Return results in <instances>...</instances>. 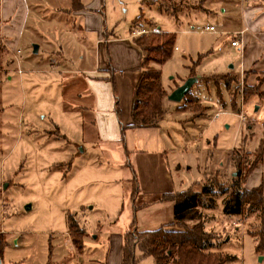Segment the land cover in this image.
Returning <instances> with one entry per match:
<instances>
[{
	"label": "rangeland",
	"instance_id": "374dc122",
	"mask_svg": "<svg viewBox=\"0 0 264 264\" xmlns=\"http://www.w3.org/2000/svg\"><path fill=\"white\" fill-rule=\"evenodd\" d=\"M140 1L133 0L126 23L136 19L140 8L144 20L139 24L148 29L147 36L172 33L175 39L170 59L153 65L166 91L159 126L127 129L124 145L117 141L121 134L114 141L104 140L105 134L98 138L86 116L83 124L68 107L71 84L77 81L61 74L62 66L74 71L90 67L93 44L92 36H80L75 19L65 12L71 0H27L30 11L24 20L0 19V240L5 243L0 264H115L116 249L121 254L131 224L145 230L147 218L155 214L151 207L162 203L164 194L144 192L139 179L141 192L132 199L130 167L137 172L135 156L152 151L163 152L174 191H214L199 209L204 230L217 237L207 251L228 257L225 264H264L253 234L264 229L262 210L250 212L245 206L240 215L224 212L232 180L241 188L244 184L243 170L236 173L232 159L250 163V154L264 141V101L257 96L264 92V71L256 65L238 68L243 54L230 46L233 37L227 33L237 30L249 11L264 9V0H149L146 6ZM206 25L216 33H201ZM110 28L108 39L129 26L120 22L113 32ZM59 48L63 53L57 56ZM191 70L194 78L214 79L195 80L189 102L170 101ZM104 75L111 87L113 71ZM223 75L228 89L215 78ZM74 77L82 80L80 73ZM114 119L118 130L126 125L120 112ZM261 174L264 178V163L253 178ZM69 216L83 230L80 248L72 242ZM140 256L136 250L135 264H154L151 257Z\"/></svg>",
	"mask_w": 264,
	"mask_h": 264
},
{
	"label": "crops",
	"instance_id": "0c3cea01",
	"mask_svg": "<svg viewBox=\"0 0 264 264\" xmlns=\"http://www.w3.org/2000/svg\"><path fill=\"white\" fill-rule=\"evenodd\" d=\"M79 1L81 3L79 9H73L71 4L69 8L65 9V12L70 13L75 19V22L78 24L80 36L86 37L88 34L92 36V65L86 67L87 69L85 68V70L83 69L82 71H74L71 68L62 66L63 69H61L60 73L71 75L70 78L77 81L71 84L68 101L71 103H68V107H71V110L77 111L74 115L83 118L81 119L83 124L85 123L83 121L84 116H86L87 124H89L95 131L98 138H101L102 134H105V136L102 137L104 140L114 141L116 140L115 138H119L118 134H121L122 128L121 126L118 130L114 119V113L117 114V109L119 108L124 123H126L124 126H128L131 123L133 92L141 72L140 65L142 54L138 46L134 44L133 38L140 31L147 33L148 29L141 26L139 24L140 22L135 23V26H133V22L136 20H132L133 17L129 19V22H131L130 24L126 23L128 19L125 17H127L128 8L135 7L136 5L133 3V0ZM146 1L149 0H143L140 2L143 6H146L144 4ZM140 2H137L139 7ZM0 5V19L2 22L11 21V19L24 20L25 16L30 11L29 6H27V0H2ZM107 5L110 7V16H107ZM256 10L258 11H255V13L249 11V15H247V18L244 17L240 27L237 30L229 31L227 34L233 37L231 40L233 41L235 40V37H238L237 34L243 32V35L238 37L240 45L237 47H232L230 45L232 48H239L241 54H243L238 68L248 70L251 66L256 65V68L263 72L264 9L256 7ZM139 13L143 14V11L140 10V8ZM139 13L136 18L140 16ZM120 22H124V26L126 27L129 26L128 31H125L122 35L120 33L118 34V31L116 30ZM109 27L112 28V32L113 30H116L115 33L113 32L111 39L106 37V29H109ZM7 32L8 31L5 29L6 34ZM40 49L41 47L39 45L37 52H39ZM59 50V52L57 51L54 54L59 56L60 53H63L62 48H59ZM77 59L83 60L81 55H78ZM56 68H61V65ZM109 69L113 71L111 87L107 81L103 82L106 78V75L104 74ZM118 71L121 73L120 77L117 75ZM101 72L104 74H101ZM74 73H80L82 75V80L79 78L76 79ZM113 100H117L115 104L113 103ZM131 130L133 131L135 129ZM120 140L121 135L117 141ZM162 154V151H152L143 152V154H137L135 156L137 184L139 179L142 190L148 194L159 193L170 195L181 192L174 191V184L170 173L162 164ZM263 163L264 157L251 176L245 182H242L244 183L243 188L251 189L260 185L262 180H264L263 174L255 179L253 177ZM130 168H132V166ZM137 187L140 193L141 188H139V186ZM154 189H157L158 191L154 192ZM151 211H154L155 214L152 217L147 218V224L149 227L140 231H154L174 222L172 201H162V203H158L151 207ZM108 248L107 263L108 260L110 262V255L113 253L112 244H110ZM120 258L121 254L118 252L117 255L116 249L115 264H121Z\"/></svg>",
	"mask_w": 264,
	"mask_h": 264
},
{
	"label": "trees",
	"instance_id": "16d2710c",
	"mask_svg": "<svg viewBox=\"0 0 264 264\" xmlns=\"http://www.w3.org/2000/svg\"><path fill=\"white\" fill-rule=\"evenodd\" d=\"M71 4L75 10L81 7L79 0H71ZM148 5L151 4L148 3ZM160 10L165 11L163 7H160ZM143 20V14H140L134 23ZM174 35L168 33L149 37L147 33H142L133 39L134 44L141 50L143 58L140 65V76L133 92L131 123L121 128V143L123 145L127 129L154 128L159 126V122L165 113L162 100L166 96V91L161 85L160 70L153 65H163L170 59L174 46ZM145 52H147L148 56H144ZM192 71L190 73L191 77H193ZM226 77V75H223L216 76L215 78L224 80L225 87L228 89L229 84L226 81ZM211 79L213 80L214 76L200 77L197 81H209ZM244 95L247 97L249 92H245ZM257 96L264 101V92L257 94ZM183 100L190 101L189 93ZM117 115L119 116L118 109ZM245 154L249 155V153ZM250 155L253 160L248 164L242 163L241 159L237 157L232 159L236 173L239 174L240 170H243L242 174L240 173L242 182H245L262 162L264 157V141L260 142L258 149ZM131 169L132 182L135 186L132 194V199H134L139 190L135 171L133 168ZM230 188L232 191L224 201V212L226 214L240 215L246 206L247 211L250 212L255 209H261L262 218H264V180H262L259 186L251 189L241 188L238 181L232 180ZM224 192L225 190L219 189V193ZM210 193H214V191L207 187H202L201 192L195 191L191 187L186 191L162 196L160 201L173 202L174 222L170 226L176 227V230H167L169 226L167 225L154 231H139L134 229V223H132L124 234L121 264H135L136 250L140 252L141 258L151 257L154 264H225L229 260L228 257L220 253L207 251L209 247H212V241L216 240L217 237L204 230V219L199 209L205 203L204 197ZM190 221H196V223L188 226L187 222ZM68 225L72 234L73 244L77 248H80L83 230L79 228L71 216L68 217ZM253 234L256 239V253L264 255V229ZM4 247L5 243L0 240V258Z\"/></svg>",
	"mask_w": 264,
	"mask_h": 264
},
{
	"label": "water",
	"instance_id": "95a60500",
	"mask_svg": "<svg viewBox=\"0 0 264 264\" xmlns=\"http://www.w3.org/2000/svg\"><path fill=\"white\" fill-rule=\"evenodd\" d=\"M38 47L34 46L33 53L37 54ZM197 80V78L191 77L188 78L183 85L177 87L170 95L169 100L172 102H181L183 98L189 93V90L191 86L193 85L194 81ZM6 187V186H5Z\"/></svg>",
	"mask_w": 264,
	"mask_h": 264
},
{
	"label": "built area",
	"instance_id": "2783aa9c",
	"mask_svg": "<svg viewBox=\"0 0 264 264\" xmlns=\"http://www.w3.org/2000/svg\"><path fill=\"white\" fill-rule=\"evenodd\" d=\"M200 32H201V33H204V32L216 33L215 28H214L213 26H211V25H206V26H204V27L200 30ZM142 33H145V32L140 31V32L137 33L136 36H138V35H140V34H142ZM237 35H238V37H240V36L243 35V32H240V33L237 34ZM230 45H231L232 47H237V46L240 45V41H239L238 39H235V40L231 41ZM240 119H241V120H244V118L241 117V116H240Z\"/></svg>",
	"mask_w": 264,
	"mask_h": 264
}]
</instances>
